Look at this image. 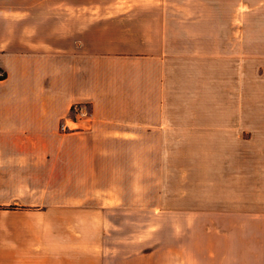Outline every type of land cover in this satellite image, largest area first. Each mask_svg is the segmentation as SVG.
Returning a JSON list of instances; mask_svg holds the SVG:
<instances>
[{
	"label": "crops",
	"instance_id": "1",
	"mask_svg": "<svg viewBox=\"0 0 264 264\" xmlns=\"http://www.w3.org/2000/svg\"><path fill=\"white\" fill-rule=\"evenodd\" d=\"M155 5L137 50H85L55 45L66 22L60 29L52 16L38 18V0H0V264H120V238L136 250V214L157 209L159 232L166 228L168 173L182 169L167 144L184 136V76H224L223 93L237 76L240 105L247 76L263 82L264 0ZM73 39L81 44L84 35ZM152 138L166 140L157 161ZM154 243L121 264H181L166 238ZM250 255L232 264H264Z\"/></svg>",
	"mask_w": 264,
	"mask_h": 264
},
{
	"label": "rangeland",
	"instance_id": "2",
	"mask_svg": "<svg viewBox=\"0 0 264 264\" xmlns=\"http://www.w3.org/2000/svg\"><path fill=\"white\" fill-rule=\"evenodd\" d=\"M38 2V18L52 16L60 29L66 22V39L55 44L66 49L132 47L137 50L142 45L139 41L147 24L158 15L157 0ZM57 27L55 36L59 34ZM39 30L48 35L43 28ZM111 32L112 42L108 40ZM80 34L84 35V41L78 44L73 38ZM214 77L184 76L181 108L184 136L168 140L167 144L173 149L177 147V154L171 159L182 169L168 173L173 186L165 188L167 202L165 209L161 208L165 211L166 228L161 226L159 232L161 219L157 209H152L154 214L150 217L136 214V250H130L132 243L128 245L125 238H120V264L126 254L137 251L140 245L154 248L158 237L176 246L173 248L178 252L175 259L181 264H232L239 259L248 261L250 254L256 252L264 260V90L261 89L264 80L258 82L260 76H247L246 98L241 99L240 105L238 87L234 86L237 76H230V91L226 78L225 93L224 76ZM165 141L152 138L155 161ZM154 174L152 179L157 178ZM147 189L133 188L137 194ZM149 189L151 197H157L159 188ZM229 208L245 216L234 219V214H227L225 217L223 212ZM255 213L262 217H254ZM118 221L120 226L131 228L132 220L128 223L120 218ZM250 226L257 227L255 233H246ZM239 241H243L240 249Z\"/></svg>",
	"mask_w": 264,
	"mask_h": 264
},
{
	"label": "trees",
	"instance_id": "3",
	"mask_svg": "<svg viewBox=\"0 0 264 264\" xmlns=\"http://www.w3.org/2000/svg\"><path fill=\"white\" fill-rule=\"evenodd\" d=\"M5 77H6V72L2 68H0V79H3Z\"/></svg>",
	"mask_w": 264,
	"mask_h": 264
},
{
	"label": "built area",
	"instance_id": "4",
	"mask_svg": "<svg viewBox=\"0 0 264 264\" xmlns=\"http://www.w3.org/2000/svg\"><path fill=\"white\" fill-rule=\"evenodd\" d=\"M60 128H61L62 130H65V129L68 128V124H66L65 122H64V123H61Z\"/></svg>",
	"mask_w": 264,
	"mask_h": 264
}]
</instances>
